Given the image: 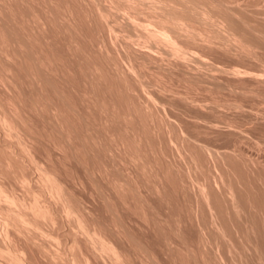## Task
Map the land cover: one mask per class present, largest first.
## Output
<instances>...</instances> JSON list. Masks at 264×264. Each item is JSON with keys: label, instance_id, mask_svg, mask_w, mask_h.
Wrapping results in <instances>:
<instances>
[{"label": "bare ground", "instance_id": "bare-ground-1", "mask_svg": "<svg viewBox=\"0 0 264 264\" xmlns=\"http://www.w3.org/2000/svg\"><path fill=\"white\" fill-rule=\"evenodd\" d=\"M262 1L0 0V264H159L162 262L158 260L160 258H158V253L155 254L152 249L150 250L153 253L149 250L151 246L147 248L145 241L142 240V243L141 239L136 238L137 234L133 237L134 231H132V235L129 233L131 231L127 227L130 224L127 225V229L124 227L128 223L127 220H131V225L136 226V229L147 230L146 227L153 226L152 228H156L159 234H164L161 235L170 264H264V178L261 175L263 171L258 173V166H262L257 159L258 156L254 158L253 155H247L246 151L242 150L243 147L240 149L236 147L235 151L234 148L231 149L232 151L228 150L231 154H227V150L226 153L225 150L224 153L223 150L219 152V150L208 146L206 141L200 145V140L196 137L194 139H196L197 145H194L193 149L191 147L193 143L188 144L191 140L190 128V132L187 130L188 134L182 125L184 122L182 124L178 122L179 120L182 122L184 118H178L181 115L176 113L178 121L169 119L166 111L158 112L159 109L162 110L161 107L158 110V107L155 108L158 106L157 103L163 104V106L165 103L169 107L174 104H193L195 109L197 106L203 109L200 110L202 113L205 110L215 113L216 110H213L219 103H216V107L213 103L219 100L224 103L226 100H218V95L221 96L222 93L217 92V96L216 93L209 92L211 95L208 93L214 86L221 88L219 84L215 85L218 83L215 81L220 77L216 79V75L210 72H222V74L217 73L219 76L226 75V72L232 73L233 75L227 74L229 78L232 76L235 79L237 75L238 80L248 74L246 77L249 76L255 82H259V85L260 82H264V79L260 80L259 77H262L264 72L259 74L256 69L253 71L254 68L250 72L249 67L246 68L249 72L244 67V70H241V63L244 62L237 60L241 64L240 68L239 64L236 66L229 64L231 67H226L228 62L224 67L220 64L224 57L227 58L230 55V57L235 55L236 57H232L234 59L250 57L249 60H253L258 55L256 54V52L258 53L256 45L258 43L264 45V12L262 8L253 6ZM251 6L253 9L250 11ZM254 8L262 9L260 10L263 15L261 16L263 17L262 22L260 20L259 23L254 21L253 23L252 17V19L247 18V14L250 15L252 14L250 12L257 11ZM260 11L258 10L257 13ZM260 14L257 17H260ZM82 23H86V28H90V30L83 29L85 26L82 27ZM84 30L88 32L95 30L94 33L97 32L99 40L95 38L96 40L92 41L94 34H91L90 39ZM120 33L122 34L119 35ZM100 34H103L101 38ZM232 42L235 47H238H236L238 51L235 49L234 52L236 54L232 52L234 50ZM228 43L231 47L233 46L232 51L231 47L227 46ZM55 46H59L60 49H54ZM257 48H261V45ZM64 59H69V61L72 59V64L74 61L72 67L69 64L67 67L68 65L65 63L68 62H64ZM234 59L232 60L234 61ZM250 62L246 61L245 64ZM202 69L208 72H204L205 70L202 71ZM146 70H149L150 73ZM193 70L196 71L193 72ZM70 72L73 73L72 75L75 74L74 78L76 74L77 78L80 76L84 78L85 82L83 83L86 84L84 89L82 83L84 90H79L81 82H77V80L80 81L79 79L82 81V78L76 81L73 77L70 78L71 80L68 79L69 75L67 74ZM146 72L147 74L154 73V75L151 78L152 74L147 75ZM163 76L166 77L163 78ZM148 77L152 80L150 81ZM72 79L73 82H77L72 84L75 86L79 84V88L70 85L72 89L71 87V90L67 89L66 84H70ZM208 82L215 83L207 91L211 85ZM225 82L224 85L230 83L229 81ZM206 83H208V87ZM236 83L238 84V82ZM244 83H240V85H247L246 81ZM257 85H254V89ZM154 86L155 88L159 87L156 91L162 94L165 99H158L160 95L156 96V92H153L155 89H151ZM65 87L67 92L73 90L78 98L76 97V99L75 96L72 98L69 91L70 96H68L71 99L68 100L69 97L64 91ZM245 88L239 89L238 87L240 92L243 91V97L254 90H252L253 87L250 88L251 90ZM199 89H202L200 93L203 94V91L206 90L204 97H206V93L210 97L215 96L211 97L212 100L217 99L215 102H208L209 106L212 103L213 110L211 107L207 108L208 105L205 110V107H202L204 105L201 106L202 101H209L210 98L206 100L201 96L202 94H196ZM222 89H226L230 93L233 90L230 87L223 88V85ZM234 89L236 93L234 91L233 93L238 94L235 85ZM79 92L81 96H79ZM195 95L200 96V99ZM79 97H81L83 115L88 112L99 114L101 121L99 123H102L101 132V128L96 126L98 123H91L93 122L92 117H96L97 114L92 117L87 115L91 119L86 121L87 118L84 119L80 110L78 111L75 106L70 105L75 100H79ZM206 98L208 99V97ZM221 102L220 104H222ZM120 104H124V106ZM125 104L126 110L123 109ZM195 104L197 105L195 106ZM224 104L220 106L224 107ZM227 104V107L230 104V108L234 105L233 109L236 105L240 110L241 105L239 104L242 103L239 101L238 104L234 99V102H227ZM188 105H186L187 109L191 107L190 105L187 107ZM220 106L217 107V110H222L219 108ZM183 107L185 109V106ZM76 108H80L79 104ZM83 108L88 112L85 113ZM237 108L236 110H238ZM176 110L179 112L178 109ZM181 111L182 107L179 113ZM187 113L185 118L192 114L190 111ZM257 113L259 114V112ZM71 114H75L76 117H74L78 118L79 127L76 126L77 120L70 118ZM218 114V116L223 115ZM31 115L40 119L43 128L40 127L38 132L43 129L41 131H44V134L39 132L42 134L39 136L35 130L31 129L32 125L30 126V124L32 123L29 122L35 120ZM87 116L85 115V117ZM99 116L96 117V121ZM191 116L194 124L195 122L197 126L198 123L201 124L202 128L198 127L199 129L204 131V126L211 129L210 133L212 130L221 129L224 124L228 130L227 126L229 125L228 127L231 128L230 124H232V121H229L230 118L228 119L230 124L226 121L228 125L220 124L224 121V116H222L223 119H219V121H223H214L221 127L212 122L209 116L206 118V114L205 116L192 114L189 117ZM173 120L176 125L173 124ZM237 121L239 120L235 119L233 122ZM238 123L240 122L235 124V128ZM100 124L98 125L100 126ZM185 124L189 127V123ZM33 126L35 129L36 125L33 124ZM95 126L100 129H96ZM190 127H193L191 123ZM196 127L194 126V132ZM77 128H83V132ZM222 128L225 129V127ZM232 128L234 129V126ZM207 129L205 131L209 132ZM233 129H229L228 131L231 130L229 133ZM237 129L232 132L234 136L239 134L240 128L238 131ZM217 132L211 134L216 135ZM48 134L53 136L50 135L52 136L50 138ZM149 134L159 139L160 146L162 143L165 146L168 145L167 149L163 146L165 150L169 148L170 152L164 150L166 152L164 153L160 147L162 151L159 148V151L155 150L154 148L158 147L159 143L156 146L153 144L155 147L152 146L153 140L151 139L157 140V138H151ZM199 134H201L200 131ZM233 137L231 138L233 139ZM260 137L263 136L260 135ZM149 138H151V142L148 140ZM194 139H192L193 142ZM257 139L263 141L259 137ZM76 140H79V146ZM259 140H255V142ZM260 141L259 144H261ZM41 142L47 145L45 147H48L49 152L51 150L56 152L59 164H66L65 167H67V163L64 164V161H71L67 160L70 158L69 156L77 157L78 161L75 159L77 164L80 159L79 155L86 159V154L77 155L82 150L100 158L104 156L106 161L103 158V161H99L98 158L99 164L97 167L95 164L93 169L88 167V159H84L88 165L83 160H80V164L84 163L89 168L90 171H87H89V175H92H90L91 177L97 181H101V179L105 181V187L102 185V181V184L99 183L102 186H99L98 183L94 184L98 185L97 189L99 188L101 199H98L102 200L111 214L110 223L101 221L98 214L96 215L89 209L88 205L90 204L87 205L88 208L83 204L82 195L78 197V193H75L76 190L73 191V185L72 188L71 185H68L70 182L62 176L63 173L59 171L62 168H58L56 165L58 161H53L55 158L52 159L51 153L50 155L45 150L48 155L37 154L38 149L35 151V148ZM240 142L238 145L241 147ZM35 144L36 147H34ZM259 144L255 146L259 147ZM243 145L246 144L243 142ZM196 146H198V150ZM43 151L39 149V152ZM256 151L258 153V150ZM91 154H89L90 159H92ZM75 155L77 156L74 157ZM96 156L94 157L96 158ZM95 158H93L94 163L96 162ZM235 159L243 164L239 163L240 165L246 166L243 168L248 171L249 175L242 170L243 168L240 169L242 166L238 167V161H234ZM161 160L165 164L160 163ZM93 162L92 165H94ZM262 167L264 168V165ZM112 168L116 169L118 175H115V171L111 172ZM65 170L63 169V172ZM87 171L85 170V172ZM242 171L244 172L243 176ZM65 173L67 172L65 171ZM246 174L248 178L250 176L249 179H245L247 178ZM66 176L68 177L69 173ZM169 177L178 183V187L176 184L177 190H174V186L172 187L174 184L171 185L174 192L177 191L178 194L181 192V196L183 195L182 197L185 198L182 200H185L186 208L190 212L188 220L194 224V228L191 224L189 227L193 231L195 229V237H193L195 239H191L194 243L187 241V234L184 235L185 240L182 239L183 236L182 238L179 236L185 233L184 231L180 233L181 230H184L183 227H180L183 219H180V211H183L181 209L183 204L181 208L178 207L180 205H176L178 209H181L179 212L176 210L178 214L180 213L179 218H176L178 215H175L176 217H172V219L170 217L171 220H169L167 218L169 215L165 214V211L164 213L159 211V215L165 214L166 217L163 215L161 217L158 215L157 218L152 217L155 213L152 210L158 209L157 207L151 208L155 205L150 204L148 196H152V198L154 196L158 200L162 199L165 204L171 201L172 199L168 202L164 201V196H167L164 195L166 187L171 190L167 186L168 183H171ZM77 178L80 177L77 176ZM81 180L82 178L79 179L80 182L78 181L80 184L87 181ZM173 180H171L172 183H174ZM78 182L76 180L75 185L78 186ZM258 193L261 194V197L263 196V199ZM93 194L94 192L90 196ZM169 194L172 196L170 192ZM99 196L96 194V197ZM178 197L180 200V196ZM114 198L118 200L121 209L124 208L123 211H120L124 212L125 209L130 211V219L127 217V220L124 219L127 223H124L123 218L124 224L120 222L119 216L121 215L119 214L121 213H119V205L116 204V200L113 201ZM176 199L175 202L178 203ZM112 202L118 206L115 208L118 209L117 212L112 209L116 207ZM172 202L174 203L173 200ZM169 203L172 205L171 202ZM166 206L168 205L166 204ZM147 207L151 210H146ZM163 207L165 206L163 205ZM172 207L174 206L170 207L171 210H173ZM160 208L159 210H163ZM164 209L167 211L166 207ZM188 211L185 213L188 214ZM147 212H153L152 216L150 214L149 217ZM117 214L119 220L116 218ZM124 215L123 217L126 216ZM155 215L157 216V214ZM100 217L105 218V216ZM108 219H110L109 216ZM184 220L186 221V218ZM163 224L168 227L166 229H169L171 235H167L168 231L165 230ZM184 225H187V221ZM139 232L141 233V231ZM142 232L144 235L147 233ZM156 237H160V235H156ZM190 237L191 235L188 238ZM163 241L161 242L163 243ZM159 247H161L160 244ZM163 252L165 251L163 250ZM165 257L167 258V256Z\"/></svg>", "mask_w": 264, "mask_h": 264}, {"label": "rangeland", "instance_id": "rangeland-1", "mask_svg": "<svg viewBox=\"0 0 264 264\" xmlns=\"http://www.w3.org/2000/svg\"><path fill=\"white\" fill-rule=\"evenodd\" d=\"M260 1H261V0H260ZM233 3H234V1H233ZM259 4H260V5H259ZM231 5H232V4H231ZM257 6H258V8H262L263 10H262V9H257V8H254V10H257V11H258V10H259V11L262 10V11L264 12V0H263L261 3L258 2V5H254L253 7H257ZM253 7H252V6L250 7V11H251V9H253ZM254 10H252V11H254ZM257 11H255L256 13L254 12L255 15H254L253 12H250V13H252V14H250L251 16H250L249 14H247V15H246L247 18H248V19H249V18H250V19L253 18V19L251 20L252 22L254 21L255 23H259V21H260L261 19H263V17H261V16H263L264 13H263V15H262V11H260L261 14H260V12H258V13L260 14V17H257V15L259 16V14L257 13ZM119 14H120V13H119ZM248 15H249V16H248ZM253 15H254L255 17H254ZM118 17H120V16L118 15ZM251 17H252V18H251ZM121 18H123V17L121 16ZM121 18H119V19H121ZM256 19H259V20H256ZM263 20H264V19H263ZM257 21H258V22H257ZM254 22H253V23H254ZM260 22H262V20H261ZM217 24H218V23H217ZM217 24H216V25H217ZM85 25H86V23H82V24H81L82 27L85 26ZM216 25H215V26H216ZM220 25H221V24H220ZM220 25H219V26H220ZM81 26H80V27H81ZM221 26H222V25H221ZM82 27H81V29H82ZM87 27H88V26H87ZM83 29H86V30H87L88 28H86V26H85V28H83ZM86 30H84V32H85ZM88 30H90V28H89ZM97 31H98V30H97ZM90 32H92V33H90ZM94 32H95V30H92V31H89V32L86 31L85 33H87V35L90 37V39H91V36L94 34L93 36H95V37L92 36V38H94V39H92V41H95L96 39L99 40L98 37H97V34H96L97 32H96V33H94ZM101 33H102V32H101ZM91 34H92V35H91ZM95 34H96V35H95ZM98 34H99V33H98ZM121 34H122V33H120L119 35H121ZM102 35H103V34H102ZM102 35L100 34L99 37L101 38ZM121 37H122V36H121ZM133 37H134V35H133ZM133 37H132V38H133ZM135 37H136V36H135ZM95 38H96V39H95ZM134 39H135V38H134ZM258 44H259V43H258ZM258 44H257L256 47H255V48L257 49V51H258V53L256 52V54H258V55H256V56H255L256 58L254 57L253 60H249L250 57H247L246 59H244L245 57H244L243 59H236V58L234 59V58H232V57H236V56L234 55V56L230 57V56H231V55H230V56H229L230 58H229V57H227V58L224 57V59H222V61H221L220 64L223 65V67H224V66H226V64H227V62H228V64H227L228 66H226V67H231V66H229V64L232 65V66H236L237 64H239L238 62H244V63H241V64L244 65V66H242L241 64H239L238 67L240 68V65H241L242 68L244 67L245 69L249 67L248 69H250V70H249L250 72H252L251 70H253L252 68H254L253 71H255V69H256V72H258L259 74H262V73L264 72V45L261 44V43H260L259 45H258ZM228 45H229V46H228ZM232 45L234 46V50H233V46L231 47L229 43L227 44L228 47H231L230 50H231V51L233 50L232 52L234 53V52L236 51L235 49H237L238 47H237V46H236L237 48L235 47L234 42H232ZM260 45H261V48H257V47L260 46ZM262 45H263V46H262ZM262 47H263V48H262ZM57 48H58V49H57ZM54 49L59 50L60 47H59V46H58V47L55 46ZM237 51H238V49H237ZM118 52L120 53V49H119V48H118ZM232 52H231V53H232ZM233 53H232V54H233ZM234 54H236V53H234ZM228 59H230V60H228ZM232 59H234L235 62H234ZM250 59H251V58H250ZM256 59H257V60H256ZM258 59H259V60H258ZM64 60H65L64 62H66V61L68 62V63H65V64H67V65L69 64L71 67H72V65L74 64V61H73V64L71 63L72 59H70L71 61H69V59H68V60H67V59H64ZM237 60H238V62H237ZM241 60H243V61H241ZM244 60H245V61H244ZM254 60H255V61H254ZM262 60H263V61H262ZM223 61H225L226 63L223 62ZM229 61H230L231 63H230ZM246 61H247V62L251 61V62H250V63H247V65H246V64H245ZM257 61H258V63H257ZM233 62H234V63H233ZM236 62H237V63H236ZM235 63H236V64H235ZM251 63H253V64H251ZM67 65H66V66H67ZM69 65H68L67 67H69ZM221 65H220V66H221ZM245 65H246V66H245ZM260 65H261V66H260ZM251 66H252V67H251ZM242 68H240V69H241V70H244V68H243V69H242ZM262 68H263V69H262ZM248 69H246V70L248 71ZM150 70H151V69H150ZM152 70H153V69H152ZM152 70H151V71H152ZM204 70H205V69H202V71H204ZM258 70H259V71H258ZM262 70H263V71H262ZM146 71L148 72L149 70H146ZM194 71H196V70H193V72H194ZM249 71H248V72H249ZM260 71H262V72L260 73ZM147 72H146V74H147ZM204 72H208V71L205 70ZM68 73H69V72H68ZM79 73H80V72H79ZM149 73H150V71H149ZM149 73H148L147 75H151V74H152V73H151V74H149ZM176 73H177V72H176ZM210 73L215 74V75H216V79H218L217 77H220V78H221V79L219 78L220 80L218 79L219 81H218V80L215 81V82H218V83L215 84V85H218V84H219V86H221V88H222V85H223V88H224V87H225V88H229V87H230V88H232L233 90L230 89V90H232V93H230V91L228 92L226 89H225V90H223V89L221 90V88L218 87V88L220 89V91H222V92H220L219 89L216 88V86L213 85L215 82H213V83H212V82H208V83L211 84V85H209V88H207V91H208L212 86H214V87H213V88H214V91L212 92V89H213V88H211V91H208V93H209V92H211V94H212V93H216V94H215L216 96L218 95L217 92L222 93L224 96H223L222 94H220V95L222 96V98H220L221 96L218 95V97H219V98L217 97L218 100H219V99H222L223 101L226 100V101L229 102V103H231V101L234 102V99H235V102H238V104H239V101H240V102L242 103V104H239V105H241V109H240L241 111L236 107V105H235V109H233V108H234V105H233L232 108H230V107H231L230 104H229V107H227L226 105H228V104H227L226 101L224 102V103H226V104H224L223 102H221V100H219L218 102H215L217 99H216V100L213 99V100H214V101H213L211 97H215V96L212 95V96L210 97V96H209L210 93H209V94L206 93V97H208V99H207L206 97H204V96H205V92H206V90L203 91L204 94H203V93H200V91L202 92V89H201V90L199 89L198 92H196V94H199V93L202 94L201 96H202L204 99H206V100H209V98H210L209 101H205V100H204L205 103H204V101H202L203 103L201 104V106L204 105V106H202V107H205L204 110L206 109V106H207V105L209 106V103H208V102H215V103H213V104H214V107H216V106H215L216 103H219V104H220V102H221L222 104H224V107H221V106H220V105H222V104H220V105L217 104V105L220 106L219 108H221L222 110H220V109L217 110V109H218V108H217L218 106L216 107V109H215L214 107H211V106H212V105H211L212 103H210V106H209V107L207 106V108H210V107H211L212 110H213V108H214L213 111H215V110H216V111H215V113H212L211 110H208L209 113L211 112L210 114H209L208 111H206V110L203 112V113H204V114H203V113L200 111V110H203V109H200L199 106H197V108H196L197 110L199 109V110L197 111V110L192 106L193 104H189L191 107H190L188 104H186V105H188L187 107H190V108H188V109L186 108V105H185V104H184V105H183V104H180V105H178V104L175 105V104H174V105H173L174 108H172L173 106H170V107H169L168 104H165V103H164V106H163V104L157 103L158 106H156L155 104H153V105L156 106V107H155V106H154V107H155V108L158 107L157 110L161 107L162 110L159 109L158 112L161 111V112L164 113V111H166L165 113L168 115V117H170L169 119H175V120L178 121V120H179L178 118L183 117V118L185 119V121H184V119H182V122H181V120H179L178 122H180L181 124H182L183 122H184V124H185V123H187V124L189 123V124H188L189 127H188L186 124H185V125L182 124V125H183V127L186 129V131L188 130V131L190 132V130H191L190 134H189V132L187 131L188 134L191 136V137H190V138H191L190 141H192V142H190V141L188 140V141H189L188 144L191 145V144L193 143L192 146H191V147H193V149H194V145H197L196 139L200 140V143H199L200 145H201L202 142H203L202 144H204V143L207 142V145H208V146H211L212 149L215 148V149L219 150V152H220L221 150H223V153H224V150H225V153H226V150H227V154L230 153V152H228V150L232 151L231 149L234 148V151H235V148H236V147L239 148V149L243 147L242 150L246 151L245 153H247V155H250V156L253 155L254 158H256V156H258L257 159H259V163L262 164V166H263V165H264V164H263V162H264V145H262V144H263V142H264V122H263V121H264V118H263V117H264V116H263V114H264V82H260V85H259V82L256 81V82L258 83V85H259V87H258V85H257V83L255 82V80H253V79L250 78L249 76L246 77V75H248V74H246V75L243 74L245 77L242 76V75H241L242 77H240V75H239V77L242 78V79L238 80L239 78H236L237 75L235 76V79H234L232 76H230V78H229V75H227V74H230V73H227V72H226V75H225V74H224V75H221L222 77L219 76V74H220V73L222 74V72L219 73V71H218L217 73H219V74H217L216 71H215V72H210ZM72 74H73V73H71V72H70V74H67V75H69V78H68L69 80H71L70 78H72L73 76H75V74H74V75H72ZM231 74H232V73H231ZM231 74H230V75H231ZM71 75H72V76H71ZM80 75H81V74H80ZM80 75H79V76H80ZM147 75H146V76H147ZM153 75H154V73L151 75V78H152ZM217 75H218V76H217ZM232 75H233V74H232ZM70 76H71V77H70ZM77 76H78V75L76 74V77H75L76 79H75L74 77H73V79L76 81L77 79L82 78V81H81V79H79L80 81L77 80V82H81V84H80L81 87H80V88H79V86H80L79 84H76V86H77V88H79L80 91H81V90H84V89L86 88V87H85L86 84L83 83V82H85V81H84V78H83L82 76H80V77L77 78ZM263 76H264V73L262 74V77L259 76V77L261 78L260 80H263V79H264ZM149 77H150V76H149ZM149 77H148V79H150V81H151L152 79L149 78ZM154 77H155V76H154ZM154 77H153V78H154ZM164 77H166V76H163V78H164ZM174 77H175V76H174ZM224 77H225V79H224ZM227 77H228V78H227ZM231 77H232V78H231ZM243 77H244V78H243ZM146 78H147V77H146ZM245 78H246V79H245ZM247 78H249V79H251V80H249V79H247ZM262 78H263V79H262ZM73 79H72V82H71L70 84L67 83L69 86L66 84L67 89H68V88L70 89V87H71L70 85H72V86L74 85V86H75V84H72V83H77V82H73V81H74ZM148 79H147V80H148ZM166 79L168 80V78H165V80H166ZM173 79H175V78H173ZM228 79H229V80H228ZM232 79H233V80H232ZM222 80H223L224 82H225V81H227V82L229 81L230 83L224 85V82L222 83ZM231 80H232V81H231ZM235 80H236V82H238V84L235 82ZM237 80H238V81H237ZM244 80L247 82L246 84H247L248 86H247V85H240V83L242 84V83L245 82ZM148 81H149V80H148ZM220 81H221V83H219ZM240 81H242V82H240ZM69 82H70V81H69ZM251 82H252V83H251ZM82 83H83L84 85H83ZM208 83H206V86H207ZM225 83H226V82H225ZM231 83H233V84L235 83L234 85H235V87H236V91H237L238 87H239V89H241V87H242L243 89H244V87H246L245 89H248V90H249L250 88L253 87V88H252V90H253V89H254V85H257V86L255 87L256 90H255V89L253 90V92H256V93L249 92L248 95H249V94L251 95V93H252V96H250V95H249V96L246 95V96L243 97V95H242V92H243V91L240 92V90L238 89V91H237L238 94L235 95L234 93H236V92H235V89H234V85L231 84ZM250 83H251V84H250ZM220 84H222V85H220ZM229 84H230V86H228ZM244 84H245V83H244ZM252 84H254V85H252ZM82 85H83V88H84V89L82 88ZM231 85H232V86H231ZM236 85H239V86H236ZM262 85H263V86H262ZM64 86H65V84H64ZM76 86H75V87H76ZM227 86H228V87H227ZM249 86H250V87H249ZM66 87H65L64 89H66ZM207 87H208V86H207ZM247 87H248V88H247ZM81 88H82V89H81ZM152 88L155 89V90H153V92H156V93H155L156 96H159V95L162 96V97L159 96L158 99H159V98H160V99H161V98H162V99H165V97H163L162 94H159V93L157 92L159 87L156 86V88H155V86H154V87H151V89H152ZM67 89L64 90V91L66 92L67 97H69V96H70V95H69V94H70L69 91L72 89V87H71L70 90H68V92H67ZM156 89H157V91H156ZM243 89H242V90H243ZM261 89H262V90H261ZM149 90H150V89H149ZM228 90H229V89H228ZM250 90H251V89H250ZM150 91H152V90H150ZM215 91H216V92H215ZM226 91H227V92H226ZM233 91H234V93H233ZM259 91H260V92H259ZM70 92H71V91H70ZM153 92H151V93L153 94ZM239 92H240V93H239ZM72 93H74L73 90H72V92H71V97L73 98V96H75V98H76V97H77L76 93H74V94H72ZM157 93H158V94H157ZM244 93H245V92H244ZM246 93H247V92H246ZM246 93H245V94H246ZM200 94H199V95H200ZM211 94H210V95H211ZM240 94H241V95H240ZM254 94H255V95H254ZM68 95H69V96H68ZM155 95H153V96H155ZM203 95H204V96H203ZM207 95H208V96H207ZM79 96H81V95H80V92H79ZM156 96H155V97H156ZM195 96H196L197 98L200 99V96H198V95H195ZM241 96H242V97H241ZM71 97H69L68 100L71 99ZM224 97H225V98H224ZM230 97H231V98H230ZM246 97H248L249 99L246 98ZM77 98H78V97H77ZM77 98H76V99H77ZM80 99H81V97H79V100H75L77 103L74 101V102L76 103V105H75L74 102L72 103V101H70L72 104H74V105H72V104H70V105L73 106V107L75 106V109L78 110V111L80 110L79 112H81L82 115H83V111H82V107H81L82 102H81ZM201 99H202V98H201ZM237 99H239V100H237ZM72 100H74V99H72ZM211 100H212V101H211ZM241 100H243V101H241ZM79 102H80V103H79ZM77 104H79V107H80L79 109L76 108V107H77ZM232 104H233V103H232ZM232 104H231V105H232ZM238 104H237V105H238ZM83 105H84V104H83ZM83 105H82V106H83ZM120 105L124 106V104H120ZM160 105H161V106H160ZM169 105H170V104H169ZM171 105H172V104H171ZM181 105H182V106H181ZM196 105H197V104H195V106H196ZM199 105H200V104H199ZM122 106H121V107H122ZM162 106H163V107H162ZM175 106H176V107H175ZM179 106H180V108L182 107V111L184 110L186 113H185L184 111H183V113H182V111H181V113H179V112H180V108H179ZM183 106H185V109H184ZM222 106H223V105H222ZM125 107H126V108H125ZM125 107H124V108L122 107V108L126 110V109H127L126 104H125ZM225 107H226V108H225ZM84 108H85V107H84ZM84 108H83V110H84ZM170 108H172L171 111H170ZM224 108H225V109H224ZM236 108H237L238 110H236ZM239 108H240V106H239ZM242 108H243V109H242ZM166 109H167V110H166ZM173 109H174V110H173ZM176 109H178L179 112H177ZM189 109H190V110H189ZM191 109H192V112H191ZM261 109H262V110H261ZM186 110H188V111H186ZM249 110H250V111H249ZM251 110H252V111H251ZM86 111H87V110L85 109L84 112L86 113ZM189 111H190V113H192L193 115L198 114V115H203V116H205V114H206L207 116H205V117L208 118V116H209V117H210V120H211L212 122H214V121L221 122V121L224 120V121L221 122L220 124H222V123L224 124V123H226V122H229V121L231 122V121H232V124H230V122H229V124L231 125V126H230L231 128H229V127H228L229 125L226 123V125H228V126H227L228 130H229V129H233L232 126H234V129H237V128L239 129V128H240L239 131H238V129H237V131L239 132V134H236V133H235L236 135L234 136L233 133H232V132H234V129L232 130L231 133H229L231 130H230V131L226 130V126H225V124L222 126V127H225V129H224V128H222L221 125H220L219 123H217V122H214V123L219 124L218 126H220L221 129H219V130H212V131H211V133H213V134H214L215 131H216V132L218 131L217 134L215 133L216 135L211 134V133H210V130H211V129H209V128L207 129V128L204 127V126H203V128H204L205 130H206V129L209 130V132H208V131L206 132L205 130L203 131V130L201 129L202 126H201L200 123H198V126H197V125H196V124H197L196 122H195V124L192 122V121H193V120H191V119H192V116L189 117V116L192 115V114H189V116L187 115L188 118H185V114H188L187 112H189ZM218 111H219V112H218ZM68 112H70V111H68ZM87 112H88V111H87ZM167 112H168V113H167ZM174 112H175V113H174ZM197 112H198V113H197ZM217 112H218V113H221V115L223 114L222 116H224L223 118H225V119H223L222 116H218V115H220V114H218ZM255 112H256V113H255ZM257 112H259V114H258ZM260 112H261V114H260ZM70 113H71V112H70ZM70 113H69V114H70ZM163 113H162V114H163ZM170 113L172 114L171 116L169 115ZM176 113H178L177 115L180 114L181 116H179V117L177 118V117H176ZM200 113H201V114H200ZM94 114H97V112H94V113H92V114H91L90 112H88V114H84L83 116H84V119L87 118L86 121H89V118L92 117V115L94 116ZM162 114H160V115H162ZM173 114H174V117H173ZM183 114H184V115H183ZM208 114H209V115H208ZM212 114H214V115H212ZM217 114H218V115H217ZM256 114H257V115H256ZM71 115H72L73 117H72ZM71 115H69L71 119L76 117L75 114H71ZM85 115H86V116L88 115V116H90V117H88V116L85 117ZM211 115L213 116L214 120H212L213 118L211 117ZM31 116H32L33 118H35V120L32 119L33 122H35V123H33V122L31 121V119H30L31 122H29V123H32V124H30V126L32 125L31 129L35 130L39 136H40L41 133L44 134V131H43V132L41 131V130H43V129L39 130V132H41L40 134H39V132H38V129H40V127H42V123H41L40 119H39L37 116H35V115H31ZM74 116H75V117H74ZM97 116H99V114H97ZM97 116H96V117H97ZM187 116H186V117H187ZM215 116H216L217 119L215 118ZM253 116H254V117H253ZM94 117H95V116H94ZM94 117H92V118L95 119V120H93V119L90 118V119L93 121V122H91V120H90V122H91V123H96V124L98 123V124H100V123H99V122H101V121H100V116H99V119H98L99 121L97 120L98 122L96 121V117H95V118H94ZM218 117H219V118H218ZM234 117H235V118H234ZM244 117H245V118H244ZM250 117H251V118H250ZM256 117H257V118H256ZM36 118H37V119H36ZM220 118L223 119V120L219 121ZM229 118H230V119H229ZM232 118H233L234 120H233ZM77 119H78V118H75L74 120H77ZM186 119H187V120H186ZM188 119H189V121H188ZM215 119H216V120H215ZM226 119H227V120H226ZM228 119H229V121H228ZM235 119H236V120H239V121H237V122H240V123H238L237 128H235V126H236L235 124H237V122H235V123L233 122V121H235ZM244 119H245V120H244ZM37 120H38L39 122H38ZM72 120H73V119H72ZM246 120H247V122H246ZM255 120H256V121H255ZM94 121H96V122H94ZM186 121H187V122H186ZM225 121H226V122H225ZM253 121L255 122L254 124H253ZM261 121H262V122H261ZM74 122H75V121H74ZM175 122H176V121H175ZM178 122H176V123H178ZM250 122H251V123H250ZM258 122H259V124H257ZM39 123H41V124H39ZM190 123H191V125H192L193 127H190ZM33 124L36 125L35 129L33 128V127H34ZM38 124H39V125H38ZM98 124H97L96 126H98V127L101 128V126H102L101 124H102V123L100 124V126H99ZM171 124H172V121H171ZM173 124L176 125V124L174 123V120H173ZM193 124H194V125H193ZM233 124H234V125H233ZM239 124H240V125H239ZM78 125H79V121L77 120V122H76V126L79 127ZM93 125H94V124H93ZM241 125H242V126H241ZM246 125H247V126H246ZM254 125H255V126H254ZM257 125H258V126H257ZM96 126H95V128H96ZM116 126H117V125H116ZM171 126L174 127V129H176L175 126H173V125H171ZM194 126H195V127L197 126L196 129H195V132L193 131V130H194ZM243 126H244V127H243ZM37 127H38V128H37ZM98 127H97L96 129L99 130L100 128H98ZM118 127H119V126H118ZM118 127H117V128H118ZM186 127H187V128H186ZM198 127H201V128L199 129ZM36 128H37V129H36ZM42 128H43V127H42ZM189 128H190V130H189ZM223 129H224V130H223ZM260 129H261V130H260ZM33 130H32V131H33ZM77 130H80L81 132H83V128H80V129L77 128ZM197 130H199L201 134H199V131H198V133H196ZM201 130H202L203 132H202ZM240 130H241V133H240ZM246 130H247V131H246ZM35 131H34V132H35ZM101 131H102V128L100 129V132H101ZM192 131H193V132H192ZM220 131H221V132H220ZM224 131H225V132H224ZM260 131H261L262 134L260 133ZM34 132H33V133H34ZM36 132H35V134H36ZM205 132H206L207 134H206ZM219 132H220V133H219ZM222 132H223V133H222ZM226 132H227V133H226ZM45 133H46V132H45ZM47 133H48V132H47ZM102 133H103V132H102ZM195 133H196V134H195ZM202 133H204V134H202ZM208 133H209V134H208ZM42 134H41V135H42ZM193 134H194V135H193ZM205 134H206V136H205ZM231 134H232L234 137H233ZM38 135H37V136H38ZM48 135L50 136V135H52V134H48ZM151 135H152V134H151ZM201 135H202V136H201ZM212 135H213V136H212ZM225 135H226V136H225ZM238 135H240V136H238ZM241 135H242V136H241ZM260 135L263 136V137H260ZM52 136H53V135H52ZM52 136H50V138H51ZM54 136H55V135H54ZM149 136H150V134H149ZM152 136H153V135H152ZM152 136H150V137H151V138H157V137H155V136H154V137H152ZM197 136H198V137H197ZM229 136H230V137H229ZM249 136H250L251 138H253L254 141H253V139H251ZM255 136H256V137H255ZM195 137H196V139H194ZM204 137H205V138H204ZM210 137H211V138H210ZM215 137H216V139H215ZM217 137H218V138H217ZM231 137H233V139H232ZM236 137H237V138H236ZM239 137H240V138H239ZM244 137H245V138H244ZM248 137H249L252 141H251ZM258 137L261 138V140H263V141H260L259 139H257ZM53 138H54V137H53ZM53 138H52V139H53ZM55 138H56V136H55ZM151 138H149L148 140H149L150 142H151V140H153L152 146H154V145L156 146V145L159 143V145H157L158 147H155V146H154L155 148L153 147L155 150L157 149V151H159V149L161 148V149L163 150L164 153H166V152H170L169 148H168V150H165V147L168 146V145L165 146V144L162 143V145H161L162 147H161L158 138H157L158 141L155 139L156 142H155L154 139H151ZM234 138H236V139L234 140ZM150 139H151V140H150ZM192 139H194L195 141L193 142ZM243 139H244V140H243ZM236 140H237L238 142H240V140H243L244 144H246V145L244 146V145H243V142L241 141V142H240V143H241V147H240V146H239L240 144H239ZM247 140H248V141H247ZM255 140H259L261 144L258 143L259 141L255 142ZM205 141H206V142H205ZM76 142H78V146H79V140H76ZM219 142H220V143H219ZM235 142H236V143H235ZM37 143H38V142H37ZM37 143H36V144H37ZM155 143H156V144H155ZM190 143H191V144H190ZM208 143H209V144H208ZM249 143H250V144H249ZM257 143L259 144V147H258V146H255V145H258ZM36 144L34 145V147L37 146ZM153 144H154V145H153ZM235 144H236V145H235ZM238 144H239V145H238ZM253 144H254V145H253ZM41 145H42V146H41ZM43 145H44V143L41 142V143H39V146L35 148V151H36V149H38L37 154L41 153V154H39L40 156H42V155L46 156L47 153H49V154L51 153V154H52V157H53L52 159L55 158L53 161L57 162V161H58V159H57V158H58V157H57L58 155H56V152L53 151V150H51V152H49L50 150L48 151V149H47L48 147H47V148L45 147V146H47V145H44V148H46V149L43 148ZM163 145H164L165 147H164ZM200 145H199V146H200ZM212 145H213V146H212ZM214 145H215V146H214ZM232 145H234L235 147L232 146ZM40 146H41V148H40ZM247 146H248L249 148H248ZM250 146H252V147H250ZM159 147H160V148H159ZM168 147H169V146H168ZM196 147H197V150H198V149H199L198 146H196ZM226 147H227V148H226ZM256 147H257V149H256ZM78 148H79V147H78ZM78 148H77V149H78ZM158 148H159V149H158ZM251 148H252V149H251ZM260 148H261V150H260ZM39 149H40V151H41V150L43 151V149H44V151H43V152H39ZM77 149L75 150L76 153H77ZM161 149H160V150H161ZM166 149H167V147H166ZM215 149H214V150H215ZM262 149H263V150H262ZM45 150L47 151V153H46ZM162 150H161V151H162ZM164 150H165L166 152H165ZM195 150H196V148H195ZM195 150H194V151H195ZM236 150H238V149H236ZM256 150H258V153H257ZM75 151H74V152H75ZM78 151H79V149H78ZM199 151H200V150H199ZM199 151H198V153H199ZM248 151H249V152H248ZM251 151H252L253 154L251 153ZM259 151H260V152H259ZM262 151H263V152H262ZM52 152H54V153H52ZM196 152H197V151H196ZM221 152H222V151H221ZM76 153H75V154H76ZM82 153H83V154H86V159H88V162H89L88 164H89V165L87 164V161L85 162L86 159H85V158H82V156L79 155V154H82ZM248 153H249V154H248ZM51 154H50V155H51ZM53 154H54L55 156H54ZM89 154H91V153H89ZM89 154L83 152V150H82V152H80V151L78 152L77 155L80 156V157L78 156V157L80 158V159H79V162H78L79 165L77 164V162H76V160H75V159H77V161H78V158L76 157L77 155L74 156V157H76V158H73V157L69 156L70 158L67 159L68 161L71 160V161H69V162L64 161V164L67 163V167H65L66 164H65V165H60V164H59V161L56 163V165L58 166V168H62V169H60L59 171H61V173H63L62 176H64L65 179H67L68 182H70L68 185H71V188H72V185H73V191L76 190L75 193H78V194H77L78 197H81V195H82V198H83V199L81 198V200H83V201H82L83 204H85L86 207H87L88 204H90L91 206L88 205V207H90L89 209H90L91 211H93L96 215L98 214L97 216H98V218H99L101 221H103V222H104V221H105V222L107 221L106 223H110V222H111V214H110V212L108 211V209L106 208V206L104 205V203L102 202V200H99V199H101L100 196H99V188L97 189L98 185L96 186V184H94V183H98V184H99V183H101V181H102L103 184H102V183H101V184L105 187V186H106L105 181L102 180V179H101V181H97L96 179H94V177H91L92 175H91V174H90L91 176L89 175V171H90V170H89V168H88V167H90V169H93L94 166H95V164H96L95 167H97V165L99 164V161H103L102 158L104 159V156H102V157L100 158L99 156L94 155V156H96V158H95V157L91 154L90 156H92V159H90L91 157L89 158ZM98 154H99V153H98ZM230 154H231V153H230ZM254 154H255V155H254ZM259 154H260V155H259ZM47 155H48V154H47ZM87 155H88V156H87ZM100 155H101V154H100ZM168 155H169V154H168ZM262 155H263V156H262ZM260 156H261V157H260ZM49 157H50V156H49ZM83 157H85V155H83ZM67 158H68V157H67ZM72 158H73V160H72ZM93 158H95V160H94V161H96L95 163L93 162ZM98 158H99V161H97ZM168 158H169V157H168ZM260 158H261V160H260ZM262 158H263V160H262ZM50 159H51V157H50ZM52 159H51V160H52ZM84 159H85V160H84ZM100 159H101V160H100ZM65 160H66V159H65ZM74 160H75V161H74ZM80 160H83L84 163L88 165V167L85 166L84 163H81V164H80ZM91 160H92V161H91ZM162 160H163V159H162ZM162 160L160 161V163L165 164V163H163L164 160H163V162H162ZM83 161H82V162H83ZM90 161H91V162H90ZM104 161H106V160L104 159ZM234 161L237 162L238 160L235 159ZM260 161H263V162H260ZM92 162H93L94 165H92ZM237 163H238V167H239V166L241 167V166L243 165L242 163H240V161H238ZM239 163L242 164V165H240ZM54 165H55V164H54ZM83 165L85 166V168H84ZM234 165H235V162H234ZM59 166H60V167H59ZM236 166H237V164H236ZM244 166H245V165H244ZM244 166H242L241 168L239 167V168L242 169ZM262 166H261V165L258 166V167H259V168H258V173L263 171V172L261 173V175H262L263 177H262V176H260V177L264 178V175H263V174H264V168H263ZM63 167H65V168H63ZM81 167H82V168H81ZM72 168H73V169H72ZM87 168H88V169H87ZM244 168H246V166H245ZM244 168H243L242 170H244ZM261 168H263V169H261ZM63 169H64V170L67 169V170H65L67 173H65V171L63 172ZM68 169H69V170H68ZM76 169H77V170H76ZM112 169H113V168H112ZM240 169H239V171H240ZM260 169H261V171H260ZM85 170H86V171L89 170V171L85 172ZM72 171H73L74 173H73ZM112 171H115V172H116V169H115V170H114V169L111 170V172H112ZM77 172H78V173H77ZM111 172H110V173H111ZM115 172H114V173H115ZM240 172H241V171H240ZM242 172H243V171H242ZM244 172H245V173L247 172V174H248V171H247V170H246V171L244 170ZM244 172L242 173V176L244 175ZM68 173H69V176L67 177L66 174H68ZM83 173H85V174L87 173L86 176H84L85 174H83ZM206 173H207V171H206ZM247 174H246V177H247V178H245V179H249V178H250V176H249V178H248V175H249V174H248V175H247ZM71 175H72V176H71ZM115 175H118V173L116 172ZM77 176L80 177V178H77ZM87 176H88V177H87ZM69 177L73 179V182H72V179H70ZM75 177H76V179H75ZM83 177H84V178H83ZM170 177L174 178V176H171V175H170ZM170 177H169V178H170ZM244 177H245V176H244ZM68 178H69L70 180H69ZM81 178H82L81 181H83V180H84L83 182H85V180H87V181H86L85 183L81 182V183H83V184H80V183H79V182H80L79 179H81ZM88 179H89V181H88ZM97 179H98V178H97ZM76 180H77V182L79 181V182L77 183L78 186L75 185V184H76V183H75ZM94 180H96V181H94ZM98 180H100V179H98ZM171 180H173V179L170 178V181H169V182H171V183H168L169 185H167V186L170 187V189H171L172 191H171V190H168L169 188L166 187V192L169 191V192L172 194L173 197L169 194V192H167V194H165V193H166V192H165L164 195H167V196H164V197L166 198V199L164 198V201L168 202L169 200L172 199V200L174 201V203L172 202V200L169 201V202L172 203V205L168 202V203H166V204L169 206V207H168V206H166L165 202H163L162 199H159V200H158V198H156V197H154V196H153V198H152V196H148V200H150V204L153 203V205H155V207H151V208H152V209H155V208L157 207L158 210H156V211H155V210H152V211L155 212V213L152 212V213H153V216H152V213H151V212H147V213L149 214V215H148L149 217H150V214H151L152 217H154V218L156 217V218H157L158 215H159V211H162V213H164V211H165V214L169 215V217L167 216V218H168L169 220H171L172 217H176L177 215H178V217H176V218H179V214L181 213V218H180V219L183 218L181 221H182V222L184 221V222H183L184 224H185L186 221H187V225H184L182 222L180 223L181 225H183V226L180 225V227H181V228L183 227L182 229H184V230H181V231L179 230V231H180V233L183 232V231H184L185 233H182V234H180L179 236L182 238V236L184 237V235L187 234V236L185 235V236L187 237L186 239H187V241L189 240L188 242H190L191 239H192V240L195 239V238H193V237H195V232H194L195 229H194V231H193V229H192V228H194V224H193V222H192V224H191V223H190L191 220H190V221L188 220V219H190V218H188V217H190V212L187 210L188 208H186L185 200H182V199H185V198L182 197L183 195L181 196V192H179V194H178L177 191L174 192L175 189H176V190L178 189V188H176V184H177V187H178V183H176L177 181L174 179V180H173L174 183H172ZM90 181L92 182L93 185L91 184ZM93 181H94V182H93ZM175 181H176V182H175ZM68 182H67V183H68ZM71 183H72V184H71ZM73 183H74V184H73ZM84 184H85V185H84ZM101 184H99V186H100ZM104 184H105V185H104ZM172 184H174V185H172ZM102 185H101V186H102ZM171 185H172V187L174 186V190L171 188ZM79 186H80V187H79ZM91 187H92V188H91ZM94 187H96V188H95L96 190L93 189ZM104 187H103V188H104ZM85 188H86L87 190H86ZM97 190H98V191H97ZM85 191H86V192H85ZM91 191H92V193L94 192L93 196H90V195L92 194ZM96 191H97L98 193H97ZM178 191H179V190H178ZM81 192H82V193H81ZM173 193H174V194L176 193L178 196H180V200H181V201H184V202L181 203V201L179 200V197H178L176 194H175V196H174ZM96 194H97L99 197H96ZM168 194L170 195V197H169ZM258 194H259V193H258ZM79 195H80V196H79ZM259 195H260V197H261V194H259ZM94 196H95V197H94ZM93 197H94L95 201H94ZM257 197H258V196H257ZM262 197H263V196H262ZM262 197H261V198H262ZM98 198H99V199H98ZM149 198H150V199H149ZM167 198H168V199H167ZM169 198H170V199H169ZM173 198H175V199L177 198L178 200L176 199V201H178V203L175 202V199H173ZM153 199L155 200L154 202H153ZM262 199H263V198H262ZM115 200H116V201H115ZM85 201H86V202H85ZM113 201L117 202L116 204L119 205V202H118V200H117L116 198H114ZM151 201H152V202H151ZM160 201H161V202H160ZM179 201H180V202H179ZM159 202H160L161 204H160ZM93 203H94V204H93ZM112 203L114 204V206H116L114 202H112ZM112 203H111V205H112ZM155 203H156V204H155ZM163 203H164V204H163ZM186 203H187V202H186ZM97 204H98V205H97ZM174 204H175V205H174ZM182 204H183V206H182ZM101 205H103L104 208H103V206H101ZM153 205H152V206H153ZM163 205L166 207L167 211L164 209L165 207H163ZM176 205H177V206L180 205V206H178V207H180V208H181V206H182L181 209H182L183 211L185 210L184 212L182 211L183 214H184L185 212H187V211H188V214L185 213V214H187V215L184 214V215H185V216H184V215L182 214L181 211H180V213L178 214L179 210H181V209H180V208L178 209V207H176ZM114 206H112V207H114ZM171 206H174V207H172V208H173V210H175V211L171 210V208H170ZM184 206H185V207H184ZM88 207H87V208H88ZM117 207H118V206H116V207H114V208H112V209L115 210V212H117L116 210L119 209V213H121V214H119V213H118V214L121 215V216H119V219L121 218V221H120L121 223H123V220H124L126 217H127L128 219H130V218H129V217H130L129 215H130L131 213H130L129 210H126V209H125L126 211L124 210V212H122L124 208L121 209V207H120V205H119L118 209H115V208H117ZM160 207H161V208H160ZM175 207H176V208H175ZM102 208H103V209H102ZM159 208H160V209L163 208V210H159ZM168 208H170V209L168 210ZM174 208H175V209H174ZM94 209H95L96 211H95ZM147 209H148V211L151 210V209H149L148 207L146 208V210H147ZM97 210H98V211H97ZM120 210H122V211H120ZM176 210H177L178 212H176ZM105 211H106V212H105ZM157 211H158V213H157ZM168 211H169V212H168ZM96 212H98V213H96ZM127 212H128V213H127ZM172 212H173V213H172ZM174 212H175V214H174ZM122 213H123V215L125 214L126 216L124 215L125 217H123ZM169 213H170V214H169ZM176 213H177V214H176ZM100 214H101V215H100ZM109 214H110V215H109ZM118 214L116 215V216H117V217H116L117 219H118ZM155 214H157V216H156ZM160 214H161V213H160ZM165 214H161V215H163L164 217H166ZM161 215H159V216L161 217ZM175 215H176V216H175ZM188 215H189V216H188ZM100 216H105V218H104V217H100ZM108 216H109L110 219H108ZM163 216H162V217H163ZM183 216H184V217H183ZM186 216H187V217H186ZM152 217H151V218H152ZM170 217H171V219H170ZM122 218H123V220H122ZM127 218H126L125 220H127ZM185 218H186V221L184 220ZM105 219H106V220H105ZM119 219H118V220H119ZM108 220H109V222H108ZM125 220H124V223H127V222H128L127 224L124 225L125 228L127 227L128 224H130V226L128 225L127 228H128V230H130L131 232H129V231H128V232L131 233V235H132V233H133L132 231H134L135 233H133V237H134L135 234H137L139 237H138L137 235H135V236H137L136 238L141 239V241L139 240L140 242H142V240L145 241L144 243H146L147 248H149V247L151 246V247L149 248V250L152 249V251L155 252V254L158 253V254H157V255H158V258H159V257H160V258H159V259L157 258V259L163 262V263L160 262L159 264H170V262H169V258H168V254H167V250L165 249V245H163V244H164L163 236H162V235H164L163 233H161L162 235L159 234V231H157L156 228H154V229L152 228L153 226L146 227L147 230H143V229H139V228L136 229V228H135L136 226L131 225V224H132L131 220H130V221L127 220V222H125ZM130 222H131V223H130ZM124 223H123V224H124ZM190 224H191V226H192L191 229L189 228V227H191ZM163 225H164V224H163ZM186 226H187V228L185 229ZM131 227H132V228H131ZM163 227L165 228L166 231H168V232L165 231L166 233H168L167 235H171L169 229H166V228H168V227H167V226L165 227V225H164ZM127 228H126V229H127ZM150 228H151V229H150ZM132 229H134V230H132ZM144 229H145V228H144ZM150 230H151V231H150ZM185 230H186V231H185ZM187 230H190V231H187ZM139 231H141V233H140ZM142 231H145V233H146V232H147V233L144 235V232H142ZM152 231H154V232L156 233L157 236L160 235V237H156L155 233H154V232L152 233ZM149 232H150V233H149ZM165 232H164V233H165ZM192 232H193V233H192ZM166 233H165V234H166ZM169 233H170V234H169ZM191 233H192V234H191ZM188 234L191 235L192 238H191V237L188 238V237H189ZM147 235H148V236H147ZM154 235H155V236H154ZM161 236H162V237H161ZM143 237H144V238H143ZM158 238H160V239H158ZM177 239H178V237H177ZM182 239L185 240V237L182 238ZM136 240H137V239H136ZM159 240L163 241V243H162L161 241H159ZM158 241H159V242H158ZM147 242H148L149 244H148ZM157 242L160 244L161 247H159V244H158ZM160 242H161L162 244H161ZM142 243H143V242H142ZM191 243H194V241H191ZM156 244H157V245H156ZM143 245H144V244H143ZM146 245H145V246H146ZM148 245H149V246H148ZM153 245H154V246H153ZM162 247H164V249H162ZM154 249H156V250H154ZM158 250H159V251H158ZM161 250H162V252H163V250H164L166 253L163 252V253H165V254H163V253L161 252ZM150 251H151V250H150ZM152 251H151V252H152ZM153 252H152V253H153ZM161 253H162V254H161ZM154 256L157 257L156 255H154ZM165 256H167V258H166ZM164 259H165V260H164ZM158 260H157V261H158ZM163 260H164V261H163ZM158 262H159V261H158ZM167 262H168V263H167Z\"/></svg>", "mask_w": 264, "mask_h": 264}]
</instances>
